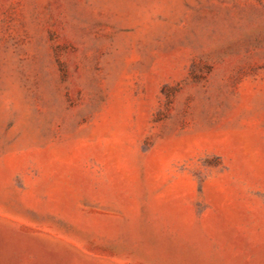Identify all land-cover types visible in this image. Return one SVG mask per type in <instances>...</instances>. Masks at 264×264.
<instances>
[{"label":"rangeland","instance_id":"1","mask_svg":"<svg viewBox=\"0 0 264 264\" xmlns=\"http://www.w3.org/2000/svg\"><path fill=\"white\" fill-rule=\"evenodd\" d=\"M0 264H264V0H0Z\"/></svg>","mask_w":264,"mask_h":264}]
</instances>
